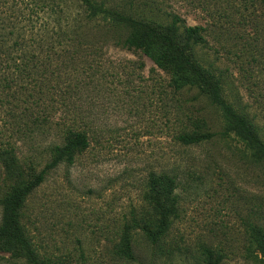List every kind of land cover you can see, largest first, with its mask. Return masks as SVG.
<instances>
[{"label": "rangeland", "instance_id": "obj_1", "mask_svg": "<svg viewBox=\"0 0 264 264\" xmlns=\"http://www.w3.org/2000/svg\"><path fill=\"white\" fill-rule=\"evenodd\" d=\"M163 21L176 14L199 25L206 42L195 58L220 80L222 95L247 116L264 140V0H157ZM32 0H0V222L2 202L50 161L52 138L33 122L51 112V80L8 67L18 56ZM79 13L71 6L69 19ZM33 17V15L31 14ZM81 90L89 146L61 162L25 198L21 221L42 264H264L248 250L247 223L264 226V163L239 142L216 135L196 145L176 136L218 133L219 111L195 87L174 90L169 74L140 50L122 44L127 30L87 23ZM28 38V35L24 33ZM16 38V39H15ZM21 59L15 58L19 62ZM28 68L29 65L27 66ZM49 70L46 77L50 78ZM54 116V114L52 115ZM170 173L177 215L151 243L136 229L133 260L114 251L131 212L144 220L152 174ZM148 220V219H146ZM0 264H29L22 250L0 242Z\"/></svg>", "mask_w": 264, "mask_h": 264}, {"label": "trees", "instance_id": "obj_2", "mask_svg": "<svg viewBox=\"0 0 264 264\" xmlns=\"http://www.w3.org/2000/svg\"><path fill=\"white\" fill-rule=\"evenodd\" d=\"M79 13L69 19L71 6ZM33 15V17L31 16ZM69 15V16H68ZM157 0H32L31 13L20 41L11 49L19 54L8 67H13L16 76L30 78L42 73L40 83L51 80L52 115L35 116L33 122L42 126V132L52 126V138L47 144L50 161L40 172L22 187H14L2 202L0 242L13 249L22 250L29 264H42L34 253L21 221V208L26 196L38 186L45 173L61 162L73 163L76 153L89 146L88 126L80 120L85 110L80 93L84 82L83 50L91 44L86 31L87 23L100 21L110 27L127 30L122 41L124 46L140 50L160 69L170 76L174 90L195 87L205 95L219 111L221 129L218 133L194 130L180 133L176 139L183 145H196L209 141L216 135L233 138L242 144L246 155L254 162L264 163V140L257 126L222 95L220 80L195 58L194 47L206 39L199 25H187L176 14H168L163 21ZM0 37L1 32H0ZM16 39V38H15ZM15 58H20L19 62ZM29 65L30 68L27 66ZM49 70L50 78L46 77ZM46 128V130H45ZM176 177L170 173L152 174L147 182L144 200L148 210L144 220L131 212V219L123 223L115 254L133 260L132 234L139 229L151 243H157L167 232L172 219L177 215L174 188ZM148 219V220H146ZM248 250L255 260L264 262V226L247 223ZM206 264H218L221 255L212 257L205 250Z\"/></svg>", "mask_w": 264, "mask_h": 264}]
</instances>
